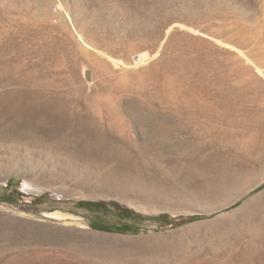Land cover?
<instances>
[{
  "label": "rangeland",
  "instance_id": "obj_1",
  "mask_svg": "<svg viewBox=\"0 0 264 264\" xmlns=\"http://www.w3.org/2000/svg\"><path fill=\"white\" fill-rule=\"evenodd\" d=\"M0 264H264V0H0Z\"/></svg>",
  "mask_w": 264,
  "mask_h": 264
},
{
  "label": "bare ground",
  "instance_id": "obj_2",
  "mask_svg": "<svg viewBox=\"0 0 264 264\" xmlns=\"http://www.w3.org/2000/svg\"><path fill=\"white\" fill-rule=\"evenodd\" d=\"M175 27V26H174ZM174 27H170V29L167 31V35L172 31V29H174ZM166 35V36H167ZM80 37L82 38V40L85 41L84 37L82 35H80ZM94 52L95 54H99L100 56L102 57H105V56H108L107 54H105L104 51H99L98 49H94ZM96 57V55H95ZM111 60L114 64V66H116L117 68L121 69V70H124L126 71L123 72V74L121 75V80L122 81H129V80H132V77H129L128 76V73L127 71L131 70L132 67L136 68L139 66V64H143L145 62H135L134 64L128 62V61H125L123 59H117V58H112L111 57ZM167 74V73H166ZM86 75L87 77L89 78V80H91L92 78H90V73L89 71L86 69ZM131 78V79H130ZM165 86L168 90L172 91L174 88H175V79L171 76V75H167L166 78H165ZM142 80V78H141ZM134 81V80H133ZM139 81V80H138ZM174 91V90H173ZM232 202V201H231ZM230 204V203H229ZM226 204H223L222 206H225ZM216 208H212L210 209L209 211H213L215 210ZM208 211V212H209ZM49 215H52V216H56V217H59V218H66V217H69V216H72L71 214L69 213H64L62 211H56V212H53V213H50Z\"/></svg>",
  "mask_w": 264,
  "mask_h": 264
}]
</instances>
